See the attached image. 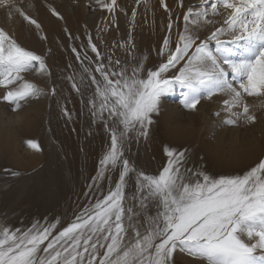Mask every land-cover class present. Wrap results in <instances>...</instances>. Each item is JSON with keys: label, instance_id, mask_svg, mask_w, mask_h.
Masks as SVG:
<instances>
[{"label": "snow or ice", "instance_id": "obj_1", "mask_svg": "<svg viewBox=\"0 0 264 264\" xmlns=\"http://www.w3.org/2000/svg\"><path fill=\"white\" fill-rule=\"evenodd\" d=\"M160 3L165 35L145 53L133 35L135 7L126 38L101 51L87 25L81 40L54 2L0 0L12 25H0V103L16 113L47 99L43 122L55 116L71 133L83 131V142L100 140L85 191L75 193L62 174L74 206L60 207L53 180L45 188L59 209L51 219L16 227L0 214V264H264V0ZM93 4L111 14L105 28L118 23L117 9L129 15L117 0H89V10ZM53 18L68 43L50 34ZM121 49L123 59L115 56ZM56 53L70 61L61 67ZM177 88L179 111L167 103ZM26 143L40 149L35 139ZM157 143L163 163L148 151Z\"/></svg>", "mask_w": 264, "mask_h": 264}, {"label": "rangeland", "instance_id": "obj_2", "mask_svg": "<svg viewBox=\"0 0 264 264\" xmlns=\"http://www.w3.org/2000/svg\"><path fill=\"white\" fill-rule=\"evenodd\" d=\"M50 2L61 6L60 10L64 12L69 29L73 32H78L81 40H86L83 26L87 25L88 31L93 35L94 42H100V40H97V28L100 17L106 10L94 4L92 6L94 10H89V0H78L79 7L74 12L68 10L66 5L67 2L75 5L73 0H50ZM166 2L170 7L175 8L176 0H166ZM187 2L188 0H186ZM117 3L120 7L126 8L129 15L134 7L137 8L139 16L136 28L138 30L139 39L137 41L139 47L145 53L150 47H158L165 35L162 26L167 23V13L164 11L160 0H147V4H144L142 0V3L137 7L135 0H117ZM120 14L121 23L114 25L113 33L119 34L118 32H120L121 38L124 39L126 21L129 15ZM14 23L17 35H21L19 18H16ZM0 25L12 27L3 10H0ZM46 27L49 28L50 34L55 32L59 34L61 40L68 43L61 31V23L59 21L53 18L51 21L46 22ZM21 38L23 39L22 35ZM25 43L30 46L35 45L41 51L46 48L44 44L36 43L31 39L25 40ZM76 43L78 44L79 41ZM49 46H52L53 51L56 52L54 45ZM99 46L101 51H105V47L101 42ZM70 55L61 56L56 53L61 67L70 61ZM115 56L123 59L125 53L122 51ZM149 60V66L157 62L155 52L151 54ZM73 66L75 67V63H73ZM180 92L181 89L177 88L167 100V103L176 111H179ZM260 99L262 98H249V102L257 104ZM47 105V99L32 101L20 112L14 113L6 104L0 103V188L10 189L7 195L0 194V214H7L16 227L29 226L34 218L47 216L51 219L54 213L59 210L57 201L46 200L45 198V188L49 181L54 180L60 185L59 205L61 208L67 209L69 205L74 206L77 203V196L69 192L67 187L61 184L62 174L69 176L75 193L85 191V177L95 174L94 169L100 151V140L83 142L81 139L83 131H80L79 136L71 133L70 128L72 125H65L62 120H57L55 116L51 123L43 122L42 117ZM211 107H215V104L211 105ZM18 116L23 119L20 123H15ZM77 128H80L79 124ZM200 136L204 144L209 143L206 139L208 136L206 130L201 131ZM27 139H35L40 144V149L30 148L26 143ZM219 142L220 138L217 137V140L212 143ZM60 145H63L64 151L58 150ZM81 147L88 153L86 161L81 155ZM143 150L142 147L141 151L143 152ZM148 151L155 161L163 163L164 153L161 145L158 143L152 145ZM11 170L19 171L21 176L19 178L11 177L9 175ZM81 171H83V175H81ZM106 189L107 185H105ZM78 203H86V198L79 196Z\"/></svg>", "mask_w": 264, "mask_h": 264}, {"label": "bare ground", "instance_id": "obj_3", "mask_svg": "<svg viewBox=\"0 0 264 264\" xmlns=\"http://www.w3.org/2000/svg\"><path fill=\"white\" fill-rule=\"evenodd\" d=\"M67 8H68V10H71V11H75L76 9H77V7H76V5H73L71 2H67ZM83 5H85V4H83ZM154 6V5H153ZM85 8H86V6H84ZM137 7V6H136ZM155 7V6H154ZM162 8V7H161ZM152 9H153V7H152ZM156 9V8H155ZM154 9V10H155ZM136 10H137V8H136ZM153 11V10H152ZM156 11V10H155ZM150 12H151V10H150ZM121 12L119 11V9H117V11H116V18H117V24L116 25H119L120 23H121V14H120ZM63 14H64V12H63ZM138 14H137V17H136V21H135V31H134V33H133V35L135 36V38H136V40H138L139 39V37H138V30H137V28H136V26H137V19H138ZM111 19V14H109L107 11H105V12H103V15L100 17V20H99V23H98V27L100 28V29H103V31H100V32H98L97 34H98V36H97V34H96V36H97V40H100V42H101V44L104 46V42H107L108 44H111L113 41H116V40H123L122 38H121V35H120V32H118L119 34H115V33H113V27H114V25L113 26H111V27H108V28H105V25H107L108 24V21ZM129 21H130V15H129V17H128V19H127V26H126V35H125V37L124 38H126V36L128 35V31H129ZM142 30V29H141ZM175 38V37H174ZM96 40V41H97ZM123 50L121 49V50H118V51H116V53H115V55L116 54H119V53H121Z\"/></svg>", "mask_w": 264, "mask_h": 264}]
</instances>
